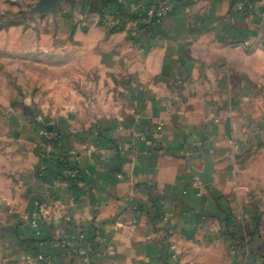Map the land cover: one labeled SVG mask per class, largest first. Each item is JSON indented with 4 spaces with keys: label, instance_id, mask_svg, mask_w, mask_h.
Returning a JSON list of instances; mask_svg holds the SVG:
<instances>
[{
    "label": "crops",
    "instance_id": "obj_1",
    "mask_svg": "<svg viewBox=\"0 0 264 264\" xmlns=\"http://www.w3.org/2000/svg\"><path fill=\"white\" fill-rule=\"evenodd\" d=\"M116 1L0 31V264H264V18L239 8L258 0H157L156 27ZM92 224L86 257L63 245Z\"/></svg>",
    "mask_w": 264,
    "mask_h": 264
},
{
    "label": "built area",
    "instance_id": "obj_2",
    "mask_svg": "<svg viewBox=\"0 0 264 264\" xmlns=\"http://www.w3.org/2000/svg\"><path fill=\"white\" fill-rule=\"evenodd\" d=\"M117 9L115 10L117 15L123 16H134V15H143L147 20H149L150 24L154 27L158 26L161 21L167 16V14L170 12V6L165 1H157V0H117ZM245 7V8H244ZM254 7L259 8L261 10L259 12V16L261 18H264V0H258L255 3L252 2H246L245 4H240L239 8L241 9H253ZM50 126V129H47L46 127ZM43 133L42 136L49 140L56 139L57 136H52L54 133L53 126L51 124H43ZM78 171L76 169H68L65 172V176L68 179H76L78 176ZM40 214V211H36L34 214L29 216L27 221L29 222L30 227L34 231V233L38 234V216ZM95 225V224H94ZM77 234L76 236H73V238H68L67 240L63 241V245L70 248L73 254L86 257L88 250L85 248V244L89 243V240L96 239L97 235V226H93L87 231L83 230L81 228L76 229ZM88 233H91V236L87 238ZM247 240L244 239V243L247 244ZM84 244V245H83ZM58 245V243H56ZM247 246V245H246ZM248 247V246H247ZM109 254H113L112 250H108ZM248 249L246 248L243 253V263H245V259L248 257ZM39 260H43V255L38 256Z\"/></svg>",
    "mask_w": 264,
    "mask_h": 264
},
{
    "label": "rangeland",
    "instance_id": "obj_3",
    "mask_svg": "<svg viewBox=\"0 0 264 264\" xmlns=\"http://www.w3.org/2000/svg\"><path fill=\"white\" fill-rule=\"evenodd\" d=\"M20 2H23V1L20 0ZM40 2L41 1L39 0H31L30 1L31 4L30 3L27 4L26 5L27 7L25 6L26 8L23 9V12H19L15 15H10L8 13L0 14V31L2 30L7 31V29L11 27L10 25L18 23L19 22L18 20L22 19V17L25 21H28V22L35 21L37 19V16L35 14L38 13L35 7L38 6ZM30 6H33V7L30 8ZM27 8H30V10ZM30 12L33 13L34 15L32 16ZM13 33L18 35L16 37H19V34H21V30L18 29L17 31H14ZM7 34L10 35V31H8ZM4 39L5 37H2V36L0 37V61L1 62L6 61L5 60L6 54H9V55L11 54L8 51H4V47H3ZM4 66L6 70H12L11 65L6 66V64L0 63V71L4 70ZM17 70L18 71L20 70V66L17 67ZM6 80L7 79H5V77L2 76V73H1L0 86H2L3 88L7 82L8 83L13 82V80L10 78L7 81ZM0 102L5 103V89L0 90Z\"/></svg>",
    "mask_w": 264,
    "mask_h": 264
},
{
    "label": "trees",
    "instance_id": "obj_4",
    "mask_svg": "<svg viewBox=\"0 0 264 264\" xmlns=\"http://www.w3.org/2000/svg\"><path fill=\"white\" fill-rule=\"evenodd\" d=\"M45 141H46V143H48L51 147H53V148H59L60 147V145H62V136L61 135H57V137H56V139H54V140H49V139H47V138H45ZM230 216L231 215H227V221H228V218H230ZM226 220H220V219H218V221L221 223V225H222V233H224V234H227L228 233V228H227V221ZM256 230H254V232H255Z\"/></svg>",
    "mask_w": 264,
    "mask_h": 264
},
{
    "label": "water",
    "instance_id": "obj_5",
    "mask_svg": "<svg viewBox=\"0 0 264 264\" xmlns=\"http://www.w3.org/2000/svg\"><path fill=\"white\" fill-rule=\"evenodd\" d=\"M50 6H52V0H45V2H40L38 6H36V11L37 12H41L42 10L45 11L47 10V8H49ZM46 8V9H45ZM47 129H50V126L46 127Z\"/></svg>",
    "mask_w": 264,
    "mask_h": 264
}]
</instances>
